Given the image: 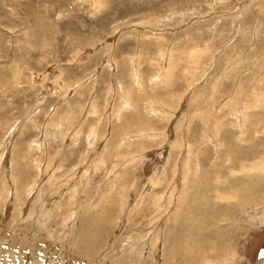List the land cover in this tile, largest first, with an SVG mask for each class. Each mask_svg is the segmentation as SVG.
<instances>
[{
  "label": "rangeland",
  "instance_id": "rangeland-1",
  "mask_svg": "<svg viewBox=\"0 0 264 264\" xmlns=\"http://www.w3.org/2000/svg\"><path fill=\"white\" fill-rule=\"evenodd\" d=\"M262 252L264 0H0V264Z\"/></svg>",
  "mask_w": 264,
  "mask_h": 264
},
{
  "label": "bare ground",
  "instance_id": "bare-ground-1",
  "mask_svg": "<svg viewBox=\"0 0 264 264\" xmlns=\"http://www.w3.org/2000/svg\"><path fill=\"white\" fill-rule=\"evenodd\" d=\"M237 124H238V123H237ZM237 124H236V125H237ZM237 127H238V126H236V128H237ZM239 127H240V126H239ZM239 129H240V128H239ZM242 134H243V133H242ZM239 135H240V134H239ZM237 137H239V136H237ZM244 138H245V137H244ZM239 141H241V140H239ZM127 154H128V153H127ZM202 156H203V155H202ZM234 156H235V155H234ZM173 158H174V157H173ZM258 159H259V158H258ZM175 160H176V159H175ZM256 161H258V160H256ZM184 162H186V161H184ZM242 163H243V162H242ZM253 164H255V163H253ZM183 165H184V164H183ZM248 165H249V164H248ZM259 165H260V164H259ZM184 166H185V165H184ZM184 166H183V167H184ZM241 166L243 167V165H241ZM249 167H251V166H249ZM18 169H19V168H18ZM245 169H246V168H245ZM201 171L203 172L202 169H201ZM18 174H19V173H18ZM206 175H207V174H206ZM214 175H215V174H214ZM19 176H20V175H19ZM203 177H204V176H203ZM17 178H18V177H17ZM201 178H202V177H201ZM206 178H207V177H206ZM199 179H200V178H199ZM200 180H201V179H200ZM202 180H203V179H202ZM22 181H23V180H22ZM22 181H21V182H22ZM198 181H199V180H198ZM199 182H200V181H199ZM201 182H203V181H201ZM201 182H200V183H201ZM211 182H212V181H211ZM213 182H214V181H213ZM213 182H212V183H213ZM203 183H204V182H203ZM205 183H206V182H205ZM204 186H205V185H204ZM207 186H208V185H207ZM217 186H218V185H215V187H217ZM65 188H66V187H65ZM24 190H25V189H24ZM220 197H221V196H220ZM220 197H219V198H220ZM226 197H227V196H226ZM159 198H160V197H159ZM190 206H191V205H190ZM195 206H196V205H195ZM199 206H201V205H199ZM191 207H192V206H191ZM242 207H243V206H242ZM185 208H186V207H185ZM187 208H188V206H187ZM189 209H190V208H189ZM189 209H188V211H189ZM194 209H195V208H194ZM204 209H205V207H204ZM190 210H191V209H190ZM188 211H187V212H188ZM190 212H191V211H190ZM192 212H193V211H192ZM185 213H186V212H185ZM190 214H191V213H190ZM193 215H194V214H192V216H193ZM196 215H197V214H196ZM182 216H183V215H182ZM192 216H191V220H192ZM196 217L199 218L198 216H196ZM209 217H211V216H209ZM183 218H185V216L182 217V218L180 217V220H181V219L183 220ZM189 218H190V217H189ZM187 219H188V218H187ZM180 220H179L178 222H180ZM185 220H186V219H185ZM191 220H190V221H191ZM193 220H194V219H193ZM193 220H192V221H193ZM196 220H197V219H196ZM196 220H195V221H196ZM198 220H199V219H198ZM205 220H206V219H205ZM183 221H184V220H183ZM181 222H182V221H181ZM193 222H194V221H193ZM198 222H199V221H198ZM176 223H177V222H176ZM189 223H190V222H189ZM186 224H187V223H186ZM177 225H178V224H177ZM179 225H181V224H179ZM187 225H188V224H187ZM193 225H194V224H193ZM189 226H190V225H189ZM178 227H179V226H178ZM178 227H177V230H178ZM185 227H186V226H185ZM175 228H176V227H175ZM183 228H184V227H183ZM186 228L189 229L188 226H187ZM191 228H192V226H191ZM191 228H190V229H191ZM186 231H189V230H186ZM180 232H181V231H180ZM176 233H177V232H176ZM176 233H175V234H176ZM181 233H182V232H181ZM184 233H186V232H184ZM187 233H188V232H187ZM187 233H186V234H187ZM175 234H174V236H175ZM179 234H180V233H179ZM186 234H184V235H186ZM188 234H189V233H188ZM177 235H178V234H177ZM177 235H176V236H177ZM180 235H182V234H180ZM189 235H190V234H189ZM189 235H188V236H189ZM191 236H193V235L191 234ZM191 236H190V237H191ZM195 236H196V235H195ZM171 238H172V237H171ZM177 238H178V237H177ZM178 239H179V238H178ZM178 239H175V240H177V242H178ZM180 239H181V238H180ZM170 242H171V241H170ZM170 242H169V243H170ZM181 242H182V240H181ZM193 242H194V241H193ZM201 242H202V241H201ZM175 243H176V241L174 242V244H175ZM179 243H180V242H179ZM191 243H192V241H191ZM181 244H182V243H181ZM181 244H178V245H181ZM184 244H185V243H184ZM194 244H195V243H194ZM89 245H90V244H89ZM176 245H177V243H176ZM186 245H188V244H185V247H187ZM189 245H190V243H189ZM192 245H193V244H192ZM196 245H197V244H196ZM171 246H172V245H171ZM171 246H170V247H171ZM199 246H200V245H199ZM189 247H190V246H189ZM192 247H193V246H192ZM194 247H195V246H194ZM179 248H180V247H179ZM187 248H188V247H187ZM197 248H198V247H197ZM199 248H200V247H199ZM199 248H198V249H199ZM189 250H190V249H189ZM189 250H188V252H190ZM191 250H192V249H191ZM193 250H194V249H193ZM196 250H197V249H196ZM196 250H195V252H196ZM175 251H176V250H174V252H175ZM184 251H185V249H184ZM171 252H172V251H171ZM188 252H184V253H188ZM178 253H180V252H178ZM191 253H192V252H191ZM262 253H264V252H262ZM262 253H261V255H262ZM212 254L214 255V253H212ZM212 254H211V256H212ZM170 255H172V253H171ZM173 255H174V253H173ZM182 255H183V254H182ZM185 255H186V254H185ZM185 255H184V256H185ZM188 255H190V254H187V256H188ZM194 255H195V254H194ZM196 255H197V254H196ZM175 256H177V255H175ZM208 256H209V255H208ZM217 256H218V255H217ZM220 256H221V255H220ZM223 256H224V255H223ZM166 257H167V256H166ZM192 257H193V256H192ZM199 257H200V256H199ZM204 257H205V256H204ZM221 257H222V256H221ZM173 258H175V257H173ZM176 258H177V257H176ZM193 258H194V257H193ZM200 258H201V257H200ZM206 258H207V257H206ZM210 258H216V256H215V257H210ZM210 258H209V259H210ZM218 258H219V257H218ZM262 258H264V255H262ZM262 258L260 259L261 261H262ZM182 259H184V258H182ZM186 259H187V258H186ZM220 259L222 260V258H220ZM212 260L214 261V259H212ZM178 261H179V260H178ZM181 261H182V260H181ZM187 261H188V260H186V261H184V262H187ZM194 261L196 262L195 259H194ZM213 261H212V262H213ZM218 261H219V260H218ZM218 261H217V262H218ZM184 262H182V263H184ZM191 262H192V260H191L189 263H191ZM212 262H211V263H212ZM193 263H194V262H193ZM221 263H222V261H220V264H221ZM201 264H202V263H201ZM203 264H204V261H203Z\"/></svg>",
  "mask_w": 264,
  "mask_h": 264
},
{
  "label": "snow or ice",
  "instance_id": "snow-or-ice-1",
  "mask_svg": "<svg viewBox=\"0 0 264 264\" xmlns=\"http://www.w3.org/2000/svg\"><path fill=\"white\" fill-rule=\"evenodd\" d=\"M262 255H264V253H262Z\"/></svg>",
  "mask_w": 264,
  "mask_h": 264
}]
</instances>
